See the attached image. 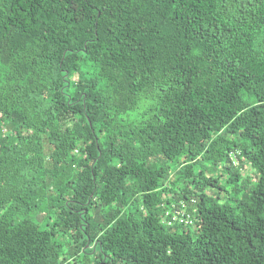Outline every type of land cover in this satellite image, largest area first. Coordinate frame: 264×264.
I'll return each mask as SVG.
<instances>
[{"label": "trees", "instance_id": "16d2710c", "mask_svg": "<svg viewBox=\"0 0 264 264\" xmlns=\"http://www.w3.org/2000/svg\"><path fill=\"white\" fill-rule=\"evenodd\" d=\"M5 127L0 264H264V0H0Z\"/></svg>", "mask_w": 264, "mask_h": 264}, {"label": "rangeland", "instance_id": "374dc122", "mask_svg": "<svg viewBox=\"0 0 264 264\" xmlns=\"http://www.w3.org/2000/svg\"><path fill=\"white\" fill-rule=\"evenodd\" d=\"M245 98L249 102H253L254 101V98L248 97L246 95H245ZM206 166L208 168L211 167V165L208 164V163H206ZM220 167L221 166H219V168L216 169V170L211 169V168H210V171H207L206 170V176L207 177H211V176L218 177V175L222 173V171L220 170ZM197 170H199V169H197ZM242 170H243V173L245 175H247V174L250 175V174H253V172H254L250 166H247V167L243 168ZM224 180L225 179L222 178L220 180V184H223L224 185ZM66 181H69V179L66 180ZM206 189H207L206 191L208 193H210V194L216 195L217 192L219 193V191L216 188H213L211 186H208ZM228 189L231 190V187H228ZM52 193H53L54 199L52 197H49L47 203L48 204H54L55 207L53 209L52 208H49L48 209V206H46V204H45V207H43V210L41 212H33L32 213L33 219L35 221L39 222L40 225H41V227L43 229H50L51 228V225H53L54 222L57 220V212H58V209L57 208H58L59 204H61V198L58 199V197L61 194V190H59L58 188H56L55 190L52 191ZM220 193H221L222 196H225L226 195V192L225 191H220ZM66 199H69V196L68 195L66 196ZM191 231L194 232V228L193 227H191ZM57 239L60 242H62V243H65V244L67 243V240H64L62 238V235L61 234L58 235ZM94 245L92 247H94ZM66 247L68 248V244H66ZM87 247H88V251L90 253V249L91 248H89V246H87ZM98 253H99V247H98ZM86 257H88V259L91 262H93L94 259H95V255L92 254V253L91 254H88L87 256L84 253H82L81 255L77 256V259H78V261H83Z\"/></svg>", "mask_w": 264, "mask_h": 264}, {"label": "built area", "instance_id": "2783aa9c", "mask_svg": "<svg viewBox=\"0 0 264 264\" xmlns=\"http://www.w3.org/2000/svg\"><path fill=\"white\" fill-rule=\"evenodd\" d=\"M9 133L10 130L8 128H2L0 130V140L1 138L7 137ZM163 221L167 226H173L175 224L189 225L194 223L195 216L190 210L188 203L181 201L180 204L172 203L170 205L163 215Z\"/></svg>", "mask_w": 264, "mask_h": 264}]
</instances>
